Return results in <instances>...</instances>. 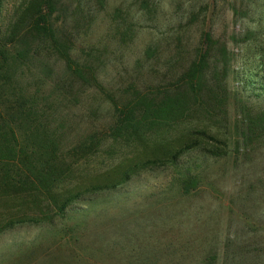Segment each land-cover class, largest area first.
Here are the masks:
<instances>
[{
	"label": "rangeland",
	"instance_id": "rangeland-1",
	"mask_svg": "<svg viewBox=\"0 0 264 264\" xmlns=\"http://www.w3.org/2000/svg\"><path fill=\"white\" fill-rule=\"evenodd\" d=\"M23 1L2 0L3 36ZM55 4L70 65L34 37L5 68L35 178L0 175V264H264V0ZM166 96L182 111L116 123Z\"/></svg>",
	"mask_w": 264,
	"mask_h": 264
},
{
	"label": "trees",
	"instance_id": "trees-1",
	"mask_svg": "<svg viewBox=\"0 0 264 264\" xmlns=\"http://www.w3.org/2000/svg\"><path fill=\"white\" fill-rule=\"evenodd\" d=\"M1 4L0 0V16H1ZM55 0H24L20 5L19 9L14 15V21L10 25L8 32L3 36V31L0 26V103L3 100L4 93L8 92L6 80L11 79L10 76L5 75V68L8 65V61L11 59L13 63L19 62V60L27 59L32 55L29 50V47L26 46V42L29 38H42L48 39L55 50L58 52V56L62 57L67 65H70V57L68 50L64 47L61 40L55 33V24L52 21V16L55 10ZM13 48L14 55L10 54V48ZM12 50V49H11ZM61 55V56H60ZM13 57V58H12ZM206 63L202 62L199 65H193L192 70L189 74V80L186 84L190 94H196L198 91H203L205 86L200 79H197L198 82H195L196 74H199L202 77V69L205 67ZM204 65V66H203ZM201 69L200 71H197ZM69 70H72L70 67ZM78 72V71H77ZM9 77V80H8ZM92 79V78H91ZM94 87L99 91L97 81L92 79ZM10 92V91H9ZM178 96V95H176ZM152 98V97H150ZM148 98V100L150 99ZM145 101V99H140ZM17 106L16 109L11 110L14 113L13 117H10L9 114H0V120L2 121V129L5 130L4 134L9 136V139L0 137V155L6 154L9 159L17 158V160H24V165H22V171L17 169L11 170L5 164H2L0 167V175L5 177L9 183H12L13 177L17 178V181H20L19 176L31 175L35 178L34 174L31 172L35 170L33 167V162L28 161L25 156V151L22 145H18L16 140V128L21 126V121L19 118H25V112L21 107H24L17 101H15ZM142 105L138 111L134 112L135 115H131L130 119L127 120L123 118L125 113H121V117L116 123L120 125H125L128 127L139 126L140 124L148 125L151 122H159L161 119L164 120L168 114H176L182 111L180 107V101L177 97L167 98L164 97L162 101H145L141 103ZM21 106V107H20ZM127 111V107L125 108ZM129 112V111H128ZM174 116V115H173ZM171 116V117H173ZM19 147V148H18ZM19 149V151H18ZM30 159V158H29ZM28 161V163L26 162ZM1 164V163H0ZM25 178V177H24Z\"/></svg>",
	"mask_w": 264,
	"mask_h": 264
}]
</instances>
